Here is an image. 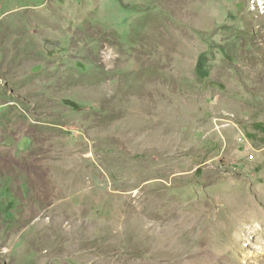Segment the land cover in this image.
Masks as SVG:
<instances>
[{"label": "rangeland", "instance_id": "1", "mask_svg": "<svg viewBox=\"0 0 264 264\" xmlns=\"http://www.w3.org/2000/svg\"><path fill=\"white\" fill-rule=\"evenodd\" d=\"M0 264H264V0H0Z\"/></svg>", "mask_w": 264, "mask_h": 264}, {"label": "built area", "instance_id": "2", "mask_svg": "<svg viewBox=\"0 0 264 264\" xmlns=\"http://www.w3.org/2000/svg\"><path fill=\"white\" fill-rule=\"evenodd\" d=\"M252 4H253V5H256V4H255V1H253V3H252Z\"/></svg>", "mask_w": 264, "mask_h": 264}]
</instances>
